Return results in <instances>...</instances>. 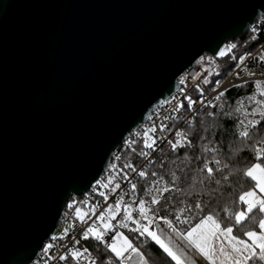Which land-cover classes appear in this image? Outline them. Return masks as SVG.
Wrapping results in <instances>:
<instances>
[{"label": "water", "instance_id": "obj_1", "mask_svg": "<svg viewBox=\"0 0 264 264\" xmlns=\"http://www.w3.org/2000/svg\"><path fill=\"white\" fill-rule=\"evenodd\" d=\"M264 0H0V264H32L179 76Z\"/></svg>", "mask_w": 264, "mask_h": 264}, {"label": "snow or ice", "instance_id": "obj_2", "mask_svg": "<svg viewBox=\"0 0 264 264\" xmlns=\"http://www.w3.org/2000/svg\"><path fill=\"white\" fill-rule=\"evenodd\" d=\"M234 47L235 45H232L221 50L218 55L220 57L226 56ZM232 58L235 59L234 56ZM243 59V57L240 58L241 63ZM203 82L207 84L209 81L205 79ZM179 83L184 85L186 81L181 79ZM216 83L219 85L220 82L217 81ZM197 87L199 86L197 85ZM256 88L260 96L264 97V90L261 89L260 82H257ZM223 95L224 93L221 92L216 100H220ZM185 99L188 100L189 107H191L194 101L191 97H185ZM248 99L249 101H255L259 107L248 112L243 109V101H241L240 106L235 109L244 117L239 121V126L242 128L239 131V137L243 140L251 139L250 129L256 128L264 122V100H256L255 96ZM180 107H183V105H178L176 110L178 111ZM208 115L213 114L209 113ZM227 115H231V113ZM257 115L260 117L259 120L254 119ZM249 116L253 119H249ZM152 130L155 131L154 128ZM176 135L179 137L176 142L168 141L173 152L177 148L193 147V143L188 139L187 134L177 132ZM200 139L203 140L205 137H200ZM149 140L144 142V148L155 151L156 140L151 137H149ZM252 149L255 152L257 162L244 169H236L230 164L236 154L232 148L229 147L226 152L222 144L209 141L203 145V152L211 153L212 156L210 159L206 156L203 159L201 156L195 157L196 161L202 163V166L195 169L194 176H189L185 168L177 165V170L170 173L171 185H168L163 176H157L156 172H152L151 175L157 177V179L152 181L153 187L147 188L144 193L150 199L141 197L137 200V185L129 181L130 189L128 191L121 190V194L116 197L114 204H108L106 208L100 210L96 221L84 230L82 239L87 240L92 237L112 253V256H109L106 260H101V264H115L113 258L118 260L119 264H128L133 260V256L137 258V264H149V259L145 254L134 247L132 240L119 229H128L130 232L138 233L140 237L150 238L174 264H198L200 260L207 261L208 264H249V261H252L253 264H264V218H260L257 222L256 216H249L254 210L264 214V138L256 140L252 145ZM139 155L148 157L151 153L141 151ZM170 162L176 164V159ZM184 162L189 165L192 163V157L188 156L187 153L184 155ZM152 163L153 161H149V164ZM164 164L165 162L161 161L160 167L163 168ZM112 167L114 169L115 165ZM124 168L136 172V168L131 163L125 164ZM177 171L183 173L185 180H191V188H195L197 184L202 186L204 194L209 197L207 203L196 201L192 204L181 201L183 206L176 208L175 206H169L171 197H168L165 203L161 205V200L165 199L164 193L166 192L175 190L187 195L185 190L177 186L181 179L177 175ZM237 172H241L244 177L254 182L252 188L243 191L239 196V203L246 207L235 212L224 208L223 211L227 214L225 218H222L219 213L211 209L206 212L205 210L211 201L216 199L218 195L223 196L225 190L231 187L230 177H233ZM138 175L146 178L148 173L141 170ZM115 179L116 177L109 176L107 182L98 181L97 183L101 188L109 189V194H112L121 188L119 182L114 183ZM123 179H127V174L123 176ZM99 195L107 201L108 196L104 191H100ZM126 195L129 196L127 202L124 199ZM157 205L161 206L156 207ZM69 207L71 208L72 205H69ZM100 207L101 205L98 202L90 211L95 215ZM161 212L165 214L161 215ZM133 213H136L135 217ZM85 215L87 213L81 214V210L76 209V216L82 223L86 224ZM117 216L121 218L117 220ZM249 219H251V223L257 224L259 231L251 228L245 230V228L240 227ZM113 221H116V223L113 224ZM161 224H163V227H161ZM179 225H187L188 227L182 229ZM234 228L243 232V236L247 239H241L238 235H234ZM110 232H113L114 235L109 243L105 237ZM65 234H67V231ZM79 243L80 241L76 240V244ZM87 252V248H84L83 252L79 249H73L70 251V255L77 262L83 258L88 259L90 264H97V258L91 257L90 253L87 257L84 256V253ZM125 253L128 254L125 255ZM60 259L64 260L66 257L61 256Z\"/></svg>", "mask_w": 264, "mask_h": 264}, {"label": "trees", "instance_id": "obj_3", "mask_svg": "<svg viewBox=\"0 0 264 264\" xmlns=\"http://www.w3.org/2000/svg\"><path fill=\"white\" fill-rule=\"evenodd\" d=\"M263 42L264 25H260L257 32L249 30L238 40L228 43L230 46L235 45L228 55L223 57L219 55L215 57H211L208 54L204 55L200 59L199 64L206 69L208 73L203 81L207 79L209 82L205 84L202 81V85L211 89L216 81L223 80L237 66L241 57L254 51ZM233 56L235 59L232 58ZM213 71L218 73L212 75L211 73ZM256 84L257 81L247 82L227 90L224 92V95L220 97L217 105L196 115L193 124L186 131L188 139L193 143V147L177 148L175 152L172 150H164L156 163L146 171L148 173L147 177H142L137 181L136 199L139 200L141 197L150 199V197L145 196L144 193L147 188L153 187L152 181L157 179V177L151 175L152 172H156L157 176H163L164 181L168 185H171L170 173L171 171L177 170V165L185 168L189 176H194L195 169L202 166V163L196 161L195 157L201 156L203 159L206 156L210 159L212 156L211 153L203 152V145L209 141L222 144L226 152L229 147L232 148L236 154L233 156L230 164L236 169H244L256 163L257 161L252 145L256 140L264 138V122L256 128L250 129L251 139L243 140L239 137V131L242 130L239 126V121L244 117L239 112L235 111V109L240 106L241 101H243V109L248 104V98L256 93ZM209 113L213 115L210 116L208 115ZM228 113H231V115H227ZM256 119L259 120L260 117L257 116ZM200 137H205V139L201 140ZM135 153L136 152L133 150H127L125 155L126 160H134L136 156ZM185 153L192 157V163L190 165L184 162ZM173 159H176V164L170 162ZM161 161L165 162L163 168L160 167ZM177 175L181 177L177 186L185 190L187 195L182 192H176L175 190L166 192L164 193L165 199L161 200V205L165 203L168 197H171L169 206H175L176 208L183 206L181 201L192 204L196 201H201L202 203L208 202L209 197L204 194V189L201 185L197 184L195 188H191L190 179L185 180L183 173L179 171H177ZM102 179L105 181L104 178ZM230 183L231 187L225 190L223 196L218 195L216 199L212 200L208 208H206V212L211 209L219 213L222 218H225L227 214L223 211L224 208H228L230 211L235 212L243 210L246 207L239 203V196L243 191L252 188L254 182L244 177L241 172H237L233 177H230ZM100 190V185L96 183L86 196H73L66 207L65 214L76 216L77 208L86 210L89 207L96 206L98 200L103 198L99 195ZM69 205H72V207L70 208ZM161 205H157L156 207H160ZM164 214V212H161V215ZM253 215L256 216L257 222L260 218H264V214L259 213L258 210H254L253 213L249 214L250 217ZM85 220L87 219L85 218ZM179 227L184 229L188 226L179 225ZM240 227L245 228V230L251 228L259 231L257 224L251 223V219L246 220ZM123 230L128 238L132 240L133 246L137 247L149 259V264H174V262H172L150 238L146 236L140 237L138 233L130 232L128 229ZM233 233L239 237H245L243 236V232L238 231L236 228H234ZM82 241L85 248L88 249V252L97 258V264H101V260H106L109 256H112V253L109 252L104 245L100 244L92 237H89L87 240L83 239ZM113 259L115 264H119L118 260H115V258ZM62 264H82V261L79 260V262H77L69 256L63 260ZM249 264H253V262L249 261Z\"/></svg>", "mask_w": 264, "mask_h": 264}, {"label": "built area", "instance_id": "obj_4", "mask_svg": "<svg viewBox=\"0 0 264 264\" xmlns=\"http://www.w3.org/2000/svg\"><path fill=\"white\" fill-rule=\"evenodd\" d=\"M260 25H264V16L250 30L257 32ZM243 58L242 63L239 62L223 80H218L220 82L219 85H217L216 81L211 89L202 85V81L208 73L199 63L179 76L178 80L184 79L186 83L184 85L180 84L177 91L166 100H163L154 111L149 113L143 122L131 131L122 145L113 154L102 178L107 182L109 176L116 177L114 183L119 182L121 188L112 194H109L110 190L106 189L108 199L107 201L104 198L98 200L101 205L99 212L103 208H106L108 204H114L116 197L121 194V190L128 191L130 189L129 181L136 184L142 178L138 175L139 171H147L156 163L164 150H171V145L168 141L176 142L179 139L176 135L177 132L186 134L190 124H193L196 115L217 105L219 100H216V97L221 92L224 93L247 82L264 81V42ZM185 97H191L194 101L191 107H189V102ZM178 105H183V107H180L177 111ZM153 128L155 131L152 130ZM149 137L156 140V144L154 145L155 151L144 148V142L149 140ZM133 149L136 152L135 159L126 160V151ZM141 151L150 152L151 155L148 157L141 156L139 155ZM149 161H153V163L149 164ZM128 163H131L136 168V172L124 168V165ZM113 165H115L114 169ZM125 174H127V179H123ZM124 199L127 202L129 196L126 195ZM133 215L135 217L136 213H133ZM62 224L65 225L64 235L59 236L55 232L32 264H62L63 260L60 257L65 256L67 258L71 256V250L79 249L83 252L85 246L82 236L84 230L90 225V221L88 220L85 224L77 216L64 214ZM161 227H163V224H161ZM66 231L67 234H65ZM113 235L110 232L105 237L106 241L110 243ZM76 240H79L80 243L76 244ZM50 245L51 247H49ZM88 254L89 252L84 253V256L87 257ZM91 257L95 258L92 254ZM80 261H82V264H90L88 259L82 258Z\"/></svg>", "mask_w": 264, "mask_h": 264}, {"label": "rangeland", "instance_id": "obj_5", "mask_svg": "<svg viewBox=\"0 0 264 264\" xmlns=\"http://www.w3.org/2000/svg\"><path fill=\"white\" fill-rule=\"evenodd\" d=\"M230 47V45L229 44H227V45H225L224 47H223V49L222 50H224V49H227V48H229ZM217 72L216 71H213L211 74L212 75H215ZM257 82H260V85H261V89L262 90H264V81H257ZM253 96H255L256 97V100H264V97H262V96H260V93H259V91H257V88H256V93L253 95ZM257 107H259L256 103H255V101H249L248 102V104L244 107V110H246V111H248V112H251L253 109H255V108H257ZM257 116H259V115H257ZM257 116L254 118V119H256L257 118ZM249 119H253V117H251V116H249L248 117ZM257 120V119H256ZM99 182H105L103 179L101 180H99ZM100 191H104L105 192V194H106V190L104 189V188H101V190ZM99 191V192H100ZM259 194V193H258ZM93 207H89L88 209H86V210H81V214H84V213H87V215H85V217L84 218H86L87 220H89L90 221V225L94 222V221H96V217L99 215V208L97 209V211H96V213H95V215H93L92 214V212L90 211V209H92ZM121 217L120 216H117V220H119ZM86 220V221H87ZM116 223V221H113V224H115ZM89 225V226H90ZM131 226V225H130ZM64 229H65V225L64 224H62V225H60V227L58 228V230L56 231V235H59V236H63L64 235ZM119 231H121V232H123L124 233V235H126L127 236V234L124 232V230L123 229H119ZM113 233V232H112ZM114 234V233H113ZM234 234V233H233ZM128 237V236H127ZM241 239H247V237H240ZM125 255H127V253H125ZM134 263L136 264V262H137V258H135L134 260ZM129 264V263H128ZM133 264V263H132ZM198 264H208V262L207 261H203V260H200L199 262H198Z\"/></svg>", "mask_w": 264, "mask_h": 264}, {"label": "crops", "instance_id": "obj_6", "mask_svg": "<svg viewBox=\"0 0 264 264\" xmlns=\"http://www.w3.org/2000/svg\"><path fill=\"white\" fill-rule=\"evenodd\" d=\"M135 258H136V257H135V256H133V260H134ZM133 260H132V261H130V262H128V263H129V264H132V263H133V264H135ZM136 264H137V262H136Z\"/></svg>", "mask_w": 264, "mask_h": 264}]
</instances>
